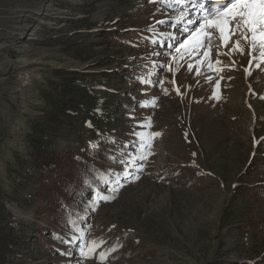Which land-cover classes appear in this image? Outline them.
<instances>
[{"label":"rangeland","instance_id":"1","mask_svg":"<svg viewBox=\"0 0 264 264\" xmlns=\"http://www.w3.org/2000/svg\"><path fill=\"white\" fill-rule=\"evenodd\" d=\"M168 2L0 0V264H264V63L177 52L218 5ZM86 147L115 163L63 228L33 160Z\"/></svg>","mask_w":264,"mask_h":264},{"label":"trees","instance_id":"2","mask_svg":"<svg viewBox=\"0 0 264 264\" xmlns=\"http://www.w3.org/2000/svg\"><path fill=\"white\" fill-rule=\"evenodd\" d=\"M106 36L115 37L114 34ZM113 163L115 162L108 152L94 148L86 147L80 153L71 150L52 152L48 156L36 152L33 166L37 176L33 186L34 197L39 203L38 212L46 220L63 228H67L70 222L78 224L79 206L86 204L92 193V186H102L94 172ZM256 170L259 171L256 174L259 178L264 177V163H260ZM192 183L189 181L180 185L190 189ZM135 249V244L126 245L121 252L124 257H131Z\"/></svg>","mask_w":264,"mask_h":264},{"label":"snow or ice","instance_id":"3","mask_svg":"<svg viewBox=\"0 0 264 264\" xmlns=\"http://www.w3.org/2000/svg\"><path fill=\"white\" fill-rule=\"evenodd\" d=\"M159 2L163 4L166 0H159ZM183 2L184 0H169L167 6H171V3L182 4ZM189 2L196 5V0H189ZM216 4L218 7L214 11L206 14L202 12L201 16L196 18L200 20L199 26L189 33V36L181 42L176 51L180 52L181 49H184L189 56H201V60L197 62L200 64L207 59L209 61L207 67L211 70L213 63L222 64L219 59L214 62L211 60L213 48L228 49L227 53L217 51V56L231 55L236 52L243 55L246 44L249 46V66L253 65V61H259L255 66L260 67V64L264 63V0H216ZM202 5L203 0H200V6L202 7ZM181 19H184L183 14ZM187 22L191 24L196 21L188 20ZM217 35L220 40L219 45L215 43ZM233 37H239V39L233 40ZM241 40L244 44H241ZM192 69L193 64H189L188 70L192 71ZM215 71L220 72L223 69L216 68ZM245 71L249 75L251 74L248 69ZM196 75H201L199 68L196 69ZM209 79L211 78L209 77ZM173 83L175 82L173 81ZM176 90L179 93V88ZM216 98L219 99V96ZM142 158L146 159V157ZM101 199H108V197L102 196ZM101 258L103 259V256Z\"/></svg>","mask_w":264,"mask_h":264}]
</instances>
